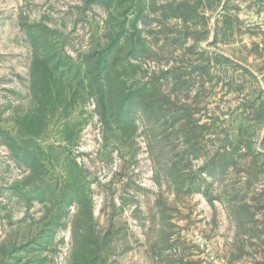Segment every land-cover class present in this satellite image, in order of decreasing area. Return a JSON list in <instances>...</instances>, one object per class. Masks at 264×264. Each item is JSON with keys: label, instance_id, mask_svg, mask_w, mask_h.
<instances>
[{"label": "rangeland", "instance_id": "obj_1", "mask_svg": "<svg viewBox=\"0 0 264 264\" xmlns=\"http://www.w3.org/2000/svg\"><path fill=\"white\" fill-rule=\"evenodd\" d=\"M0 264H264V0H0Z\"/></svg>", "mask_w": 264, "mask_h": 264}, {"label": "trees", "instance_id": "obj_2", "mask_svg": "<svg viewBox=\"0 0 264 264\" xmlns=\"http://www.w3.org/2000/svg\"><path fill=\"white\" fill-rule=\"evenodd\" d=\"M131 104V102H130ZM231 154L227 153V151H225L224 154L220 155L219 158V165H220V175H222L224 173V171L227 169V165H228V162L227 159L229 160L231 158Z\"/></svg>", "mask_w": 264, "mask_h": 264}]
</instances>
